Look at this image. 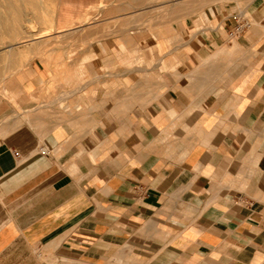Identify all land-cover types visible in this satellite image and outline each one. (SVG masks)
<instances>
[{
  "label": "crops",
  "instance_id": "1",
  "mask_svg": "<svg viewBox=\"0 0 264 264\" xmlns=\"http://www.w3.org/2000/svg\"><path fill=\"white\" fill-rule=\"evenodd\" d=\"M116 1L0 78V264H264V0Z\"/></svg>",
  "mask_w": 264,
  "mask_h": 264
},
{
  "label": "rangeland",
  "instance_id": "2",
  "mask_svg": "<svg viewBox=\"0 0 264 264\" xmlns=\"http://www.w3.org/2000/svg\"><path fill=\"white\" fill-rule=\"evenodd\" d=\"M12 1L21 9L19 11L25 19L14 24V21L11 20L12 17H8L13 15V9L6 7H1L2 10L4 9L3 11L0 9V14L9 18L11 23L13 22L12 24L9 21H7L8 24L7 22L1 23L3 28L0 24V78L14 75L34 57L45 56L46 53L43 52L59 48L66 49L70 55L71 52L82 50L85 47L83 41H85V33H88V28H93L91 32L97 33L96 24L98 18L104 16L103 9H108L110 4L114 3V0ZM1 2L3 3L4 0ZM119 2L120 0L116 1V3ZM145 2L146 0H121L123 10L126 11L138 3L143 5ZM27 18H32L33 25L36 27L30 28V24L26 23ZM10 25H15L14 27L17 28L16 36L7 35L6 31H12L13 28ZM66 40H71V42H66Z\"/></svg>",
  "mask_w": 264,
  "mask_h": 264
},
{
  "label": "bare ground",
  "instance_id": "3",
  "mask_svg": "<svg viewBox=\"0 0 264 264\" xmlns=\"http://www.w3.org/2000/svg\"><path fill=\"white\" fill-rule=\"evenodd\" d=\"M1 1H3V0H1ZM0 1V9H1V7H6L7 9L8 8H10V9H13V15L12 16H8V17H12V21H14V24H15V22H19V21H21V20H24L25 18H24V16L22 15V13H21V11H19V7L18 6H16V5H14V3H13V1L12 0H4V2L2 3ZM19 2H21L20 0H18ZM23 2V1H22ZM60 2V1H59ZM60 4V3H59ZM23 5H25V4H23ZM42 5V4H41ZM22 6V5H21ZM27 6V5H26ZM42 7H43V5H42ZM5 8V9H6ZM23 9V8H22ZM4 10V9H3ZM2 9H1V11H3ZM21 10V9H20ZM8 12H11V11H8ZM3 13V12H2ZM4 13H5V11H4ZM11 14V13H10ZM10 14H8V15H10ZM32 18H27V21H26V23L28 22V24H30L29 25V27L31 28L32 26H34L33 25V19L31 20ZM10 19L9 18H7L5 15H3V14H0V24L1 23H5V22H7V21H9ZM10 22V21H9ZM11 23V22H10ZM13 23V22H12ZM11 23V24H12ZM7 24H8V22H7ZM2 25V24H1ZM17 25H19V24H17ZM8 26V25H7ZM10 26H13V25H10ZM15 26V25H14ZM13 26V28H12V31H10V30H8V31H6V29H4L7 33V35L8 36H14L16 33H17V28H15ZM34 27H36V25L34 26ZM2 28H3V25H2ZM10 28V29H11ZM32 29H34V28H32ZM3 31V30H2ZM4 32V31H3ZM5 33V32H4ZM3 36H4V34L3 33H1ZM16 36V35H15ZM6 38V37H5ZM9 38V37H8ZM8 38H7V40H8ZM14 38V37H13ZM10 39H12L11 37H10Z\"/></svg>",
  "mask_w": 264,
  "mask_h": 264
},
{
  "label": "built area",
  "instance_id": "4",
  "mask_svg": "<svg viewBox=\"0 0 264 264\" xmlns=\"http://www.w3.org/2000/svg\"><path fill=\"white\" fill-rule=\"evenodd\" d=\"M232 19L234 21V25L229 31V37L231 39H235L240 35L244 34L252 25L251 19L249 18L248 13L244 11H239L232 15ZM41 153L43 155H47L48 152L44 148H41ZM15 156H19V153L16 152Z\"/></svg>",
  "mask_w": 264,
  "mask_h": 264
}]
</instances>
